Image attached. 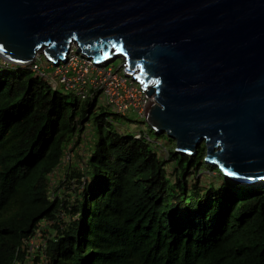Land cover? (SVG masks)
Returning <instances> with one entry per match:
<instances>
[{"label":"trees","instance_id":"16d2710c","mask_svg":"<svg viewBox=\"0 0 264 264\" xmlns=\"http://www.w3.org/2000/svg\"><path fill=\"white\" fill-rule=\"evenodd\" d=\"M58 88L0 62V264H264V185L222 175L204 142L191 156L157 146L149 126L150 141L108 128L96 99ZM90 120L96 147L69 174L76 186L59 183L73 196L52 175Z\"/></svg>","mask_w":264,"mask_h":264},{"label":"water","instance_id":"95a60500","mask_svg":"<svg viewBox=\"0 0 264 264\" xmlns=\"http://www.w3.org/2000/svg\"><path fill=\"white\" fill-rule=\"evenodd\" d=\"M121 57L146 123L244 185L264 183V0H0V56ZM232 172L234 175H229Z\"/></svg>","mask_w":264,"mask_h":264},{"label":"built area","instance_id":"2783aa9c","mask_svg":"<svg viewBox=\"0 0 264 264\" xmlns=\"http://www.w3.org/2000/svg\"><path fill=\"white\" fill-rule=\"evenodd\" d=\"M38 55L41 57L37 58ZM38 55L30 67L49 85L54 88L62 86L80 100L104 101L118 115L135 113L141 122L135 137L150 141L145 119L148 104L154 101V97H149L141 83L125 73L124 63L119 67L111 62L97 63L94 58L79 51L75 44L71 45L66 60L57 64L48 61L43 54ZM40 58H44L48 64L42 65ZM39 237L40 234L31 241V250L40 248L41 241L37 242Z\"/></svg>","mask_w":264,"mask_h":264},{"label":"rangeland","instance_id":"374dc122","mask_svg":"<svg viewBox=\"0 0 264 264\" xmlns=\"http://www.w3.org/2000/svg\"><path fill=\"white\" fill-rule=\"evenodd\" d=\"M39 57H41V56L38 55L37 58H39ZM0 62L3 64L9 63L6 59H4L1 56H0ZM40 63L42 65L48 64V63H46L44 58H40ZM111 64L114 65L115 67H119L120 65L123 64V59L121 57L116 58L114 61L111 62ZM48 70L50 71L51 69H48ZM58 89L60 92H62L64 94H71L70 91L65 90L62 86H59ZM67 100L69 102H72L73 97L69 96L67 98ZM102 112L108 113V115L106 117L108 128H112V129H114L120 133L133 134V133L139 131V129L141 127V122L139 121V119L135 113H128L127 116L114 115L113 113H115V112L111 108L106 106L104 101H99L98 106H97V108L93 114V117L101 114ZM92 125H93V120H90V123L87 124L86 132L82 135V138L86 141L85 146L82 145V146H79L78 148H76L75 150L70 151L69 155L65 157L62 165L52 175V183L55 185V187L59 186V183L62 179H64L65 181H71L69 186L72 187V184H73V186H76L75 181H72V177H69L70 176L69 174L73 173V169H75V168L78 170V168L84 167L83 158L86 157V155L88 154V151H93L95 149L96 143H97L98 138H99V134L97 133L96 130L92 129L93 128ZM149 134L151 135L152 139L155 141V144L159 147H161V145H163V146H166L168 148H171V147L175 146V144H176V141L174 139L171 141L169 140L170 138L167 134L163 133V134L157 135L156 133H154L152 131H149ZM214 174H215L214 172H211V171L208 172L207 169H204L203 171H201L198 174V176L200 178L202 177V179L204 178V180H205V178L207 180H209V178L215 177ZM222 175H223V173H222ZM67 176L69 177V180H68ZM217 181H219L218 178H217ZM259 184L264 185L263 182H261ZM67 186H68V182L65 184H61L58 188H61V191H64L65 193L74 196L75 194H74L73 190L72 189L69 190L68 188H66ZM68 219H69L68 216L63 218V220H68ZM45 240L46 239H43L42 237H39L37 239V242L41 241V244H42V246L40 245V249L45 246L44 245V244H46ZM40 249L38 248L37 250H40ZM37 250L35 248L34 252Z\"/></svg>","mask_w":264,"mask_h":264},{"label":"snow or ice","instance_id":"6c2138e0","mask_svg":"<svg viewBox=\"0 0 264 264\" xmlns=\"http://www.w3.org/2000/svg\"><path fill=\"white\" fill-rule=\"evenodd\" d=\"M228 174H229V175H234V173H232V172H229Z\"/></svg>","mask_w":264,"mask_h":264}]
</instances>
